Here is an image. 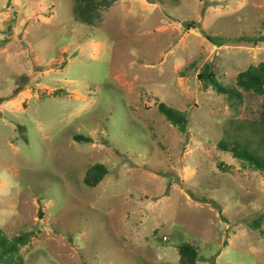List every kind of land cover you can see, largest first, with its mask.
<instances>
[{
	"label": "rangeland",
	"instance_id": "1",
	"mask_svg": "<svg viewBox=\"0 0 264 264\" xmlns=\"http://www.w3.org/2000/svg\"><path fill=\"white\" fill-rule=\"evenodd\" d=\"M71 6L0 0V228L31 232L22 264H176L181 242L197 264H264V174L218 147L254 145L264 95L197 76L227 87L264 61V0H117L93 23Z\"/></svg>",
	"mask_w": 264,
	"mask_h": 264
},
{
	"label": "trees",
	"instance_id": "2",
	"mask_svg": "<svg viewBox=\"0 0 264 264\" xmlns=\"http://www.w3.org/2000/svg\"><path fill=\"white\" fill-rule=\"evenodd\" d=\"M74 20L83 23H93L100 21L102 12L108 9L117 0H71ZM151 1V0H150ZM264 41V36H260ZM248 39V38H247ZM258 39L255 41L257 42ZM198 78L204 82L205 86H212L218 93H225L228 97L241 98L243 92H250L257 95H264V61L256 65H250L246 69L239 71L235 77V83L231 86H222L214 69V65L205 64L198 73ZM17 86L14 91L20 90ZM4 98L0 96V102ZM157 109L166 120L177 126L180 130H185L188 119L182 111L167 105L165 102H158ZM249 123V124H248ZM243 122L245 129H249L254 138L235 137L232 142L224 140L218 142V147L230 152L235 158L246 162L256 170L264 174V103L260 105L259 116L249 121ZM20 129V127H18ZM73 138L81 142H91L92 138L82 134H74ZM107 173L106 166L100 162L90 165L83 175V182L89 187H94ZM260 220L256 219L253 226L259 227ZM264 234V230L262 231ZM31 232H23L16 236L8 237L0 228V264H22L23 260L18 253L19 247L29 241ZM179 258L176 264H197L199 260L198 246L190 242H181L178 246Z\"/></svg>",
	"mask_w": 264,
	"mask_h": 264
}]
</instances>
